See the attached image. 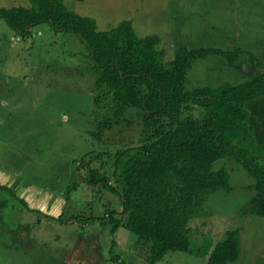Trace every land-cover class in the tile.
<instances>
[{
	"label": "rangeland",
	"instance_id": "374dc122",
	"mask_svg": "<svg viewBox=\"0 0 264 264\" xmlns=\"http://www.w3.org/2000/svg\"><path fill=\"white\" fill-rule=\"evenodd\" d=\"M160 1L64 3L96 18L98 27L107 16L114 18V25L119 19H139L134 29L141 37L155 33L156 20L165 17L169 29L157 34L167 60L180 46L224 51L240 47L264 60V0L172 1L170 16H154L141 8ZM126 2L136 11L126 12ZM1 5L31 6L26 0H0ZM82 53L87 52L73 32H55L43 23L22 37L0 18V264H149L137 235L121 227L112 238L100 224L99 217L118 207L116 197L74 176L87 152L94 157L92 167L111 174L115 154L135 144L142 129L134 109L118 125L104 124L112 111L104 108V101L101 110L94 106L96 74ZM257 72L245 54L232 64L207 56L194 64L189 86L241 83ZM246 109L251 132L263 142L264 98L247 103ZM223 164L231 170L234 189L210 196L206 216L191 222L204 239L200 253L170 251L155 264H204L206 249L227 230L239 228L243 243L247 229L257 240L264 238V196L248 188L253 178L241 165L225 160L217 166Z\"/></svg>",
	"mask_w": 264,
	"mask_h": 264
},
{
	"label": "trees",
	"instance_id": "16d2710c",
	"mask_svg": "<svg viewBox=\"0 0 264 264\" xmlns=\"http://www.w3.org/2000/svg\"><path fill=\"white\" fill-rule=\"evenodd\" d=\"M28 1L30 7H1L0 18L22 37L43 23L55 32L76 34L96 74L94 106L101 110L104 101V108L112 111L104 124L118 125L128 109L140 120L137 142L115 154L111 174L91 166L92 152L79 159L74 173L77 180L81 175L79 182L116 197L118 207L98 218L112 238L121 227L137 235L149 264L170 251L198 255L204 239L196 234L194 220L206 216L210 196L234 189L231 170L217 166L221 161L241 165L253 178L248 188L264 196V141L251 132L246 109L247 103L264 98V60L240 47L224 51L187 46L176 48L167 60L160 36H138L129 19L103 28L96 18L69 9L64 0ZM243 54L258 67L251 79L190 88V71L197 61L217 55L232 64ZM75 186L77 182L71 188ZM208 253L205 264L237 262L240 229L227 230L204 255Z\"/></svg>",
	"mask_w": 264,
	"mask_h": 264
},
{
	"label": "crops",
	"instance_id": "0c3cea01",
	"mask_svg": "<svg viewBox=\"0 0 264 264\" xmlns=\"http://www.w3.org/2000/svg\"><path fill=\"white\" fill-rule=\"evenodd\" d=\"M172 1H174L175 4L179 3V0H161L157 4H151L147 9L145 7H143V6H141V8H143L146 11L153 12L154 16L155 15L157 16L158 12H160V13L161 12L162 13L166 12V14L170 16L171 14H170V11H169V7H170V4H172ZM26 2L28 3L29 1L26 0ZM64 2H67V0H64ZM175 4L173 6H175L177 8V5H175ZM182 4H183V0H182ZM142 5H145V4H142ZM1 6L5 7V8L6 7L8 8V6H6V5H1ZM10 7H13V6H10ZM123 8L126 10V12H129V13H130L131 10L136 11V9H134V7L129 9L127 2H126L125 6ZM141 8H140V10L142 11ZM203 9L206 10V9H208V7H204ZM104 18H106V20L103 21L104 24H102L100 27L108 28V27H112L114 25V21H113V19L110 16H107V17H104ZM138 18H141V16L138 17ZM129 20H131V18H129ZM101 21H102V19H101ZM139 22H140L139 19L137 20V22L135 20H133V22H132L133 26H134L135 23L137 25V23H139ZM156 22H157L156 23L157 28H155L156 29L155 33H157V30L162 29L164 27L169 29V21H168V23H166L167 20H166L165 17H163L162 21H157L156 20ZM144 32H145V30H144ZM58 199H60V198L58 197L57 200ZM57 211L60 212L61 210H59L57 208ZM58 212H56V213H58ZM55 215H57V214H55ZM256 230H257V228L254 227V231H256ZM247 232H248V229L246 230V233H245L246 235H244L245 236V240H246V242L244 240V243L242 242V237H243L242 235L243 234L241 233V255H240L239 260L236 262V264H264V238H263V236H262V238H260V240H257L258 238H256L255 235H249V234H247ZM217 236H219V235L216 234V237ZM220 239L221 238H219L218 240H220ZM218 240H216L211 245L210 251H211L212 247L214 246V244ZM209 253L204 255L205 263L207 261V257L209 255Z\"/></svg>",
	"mask_w": 264,
	"mask_h": 264
}]
</instances>
